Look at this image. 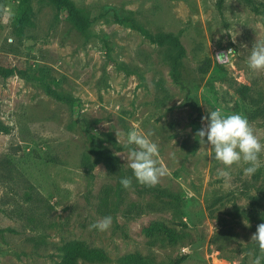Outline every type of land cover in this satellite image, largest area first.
I'll return each mask as SVG.
<instances>
[{"label": "rangeland", "instance_id": "rangeland-1", "mask_svg": "<svg viewBox=\"0 0 264 264\" xmlns=\"http://www.w3.org/2000/svg\"><path fill=\"white\" fill-rule=\"evenodd\" d=\"M71 1L94 18L86 33L49 0H0L10 9L0 11V264H61L69 242L99 251V264L133 256L141 264H253L264 153L245 175L248 165L226 168L196 132L222 108L243 114L264 143V71L247 65L255 40L264 41V0ZM113 11L141 29L114 21ZM160 35L184 51L152 39ZM229 48V61L218 63ZM132 129L152 132L158 145L166 172L154 186L127 166ZM94 148L117 162L98 161ZM104 216L112 217L107 231L89 230ZM156 224L177 230L178 241L148 237Z\"/></svg>", "mask_w": 264, "mask_h": 264}, {"label": "clouds", "instance_id": "clouds-1", "mask_svg": "<svg viewBox=\"0 0 264 264\" xmlns=\"http://www.w3.org/2000/svg\"><path fill=\"white\" fill-rule=\"evenodd\" d=\"M0 11L8 12L10 9L0 8ZM233 52L229 48L226 53H217L214 58L218 63H225ZM247 65L252 71H264V41L255 40L247 57ZM152 135V132L142 133L136 129L127 133V166L132 170L135 179L147 186H154L166 172L158 159L159 149L157 143L151 139ZM116 136L119 142L121 133L116 132ZM196 136L201 145L211 148L214 158L226 168L243 163L248 165L243 169L244 174L252 175L260 167L259 158L264 153V143L243 114L225 113L222 108L208 111L202 117V127L196 132ZM218 174L227 177L230 173L218 170ZM120 183L128 189L132 186V178H122ZM111 224L112 217L104 216L90 224L89 230L107 231ZM250 240L258 245L261 253V256L253 260V264H261L264 259V223L257 225Z\"/></svg>", "mask_w": 264, "mask_h": 264}, {"label": "trees", "instance_id": "trees-1", "mask_svg": "<svg viewBox=\"0 0 264 264\" xmlns=\"http://www.w3.org/2000/svg\"><path fill=\"white\" fill-rule=\"evenodd\" d=\"M52 4L56 5L60 9H65L68 12V16L71 22L76 26V28L86 33L90 25L93 22V16L89 11H84L79 9L71 0H49ZM250 1V0H246ZM113 20L128 25L135 29H141L134 17L128 14H120V12L113 11ZM147 33V32H146ZM156 43L160 45H164L165 43L169 42L170 44L174 45V49L178 50L179 52L184 51V49L180 46V43L176 38L171 35H160L155 38H152ZM177 64V62H176ZM174 67V63L172 64ZM175 71V70H174ZM1 73L5 76H10L15 73V70H1ZM19 75L27 77V74L24 72H18ZM175 74V78L179 80V75ZM56 98L61 99L59 96L56 95ZM188 101H192L191 99H187ZM94 155L96 156L98 161L105 162L108 167H111L113 164L117 162V159L101 149L94 148L93 150ZM156 191V190H154ZM157 192V191H156ZM162 197H165L163 191L158 192ZM160 196V197H161ZM166 197L171 198L170 200L174 201L175 198L172 196L166 195ZM145 234L148 237H155V236H165L167 239L170 240L172 243H176L178 241V232L175 229L169 228L165 224H156L150 226L144 230ZM59 253L63 256V262L61 264H79L80 262H88L90 264H99L103 263L106 257L101 254L99 251L92 249L84 242H69L67 244L62 245L59 248ZM186 257H181L176 260L174 264H181L185 261ZM142 257L141 256H133L131 258L126 259L125 262L127 264H141ZM60 264V263H56ZM264 264V261L263 263Z\"/></svg>", "mask_w": 264, "mask_h": 264}]
</instances>
